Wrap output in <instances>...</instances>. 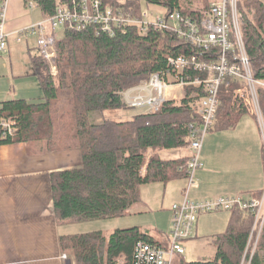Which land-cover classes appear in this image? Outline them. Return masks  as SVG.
Returning <instances> with one entry per match:
<instances>
[{
	"label": "trees",
	"instance_id": "trees-1",
	"mask_svg": "<svg viewBox=\"0 0 264 264\" xmlns=\"http://www.w3.org/2000/svg\"><path fill=\"white\" fill-rule=\"evenodd\" d=\"M35 1L43 17L51 16L57 6V0ZM141 1L196 17L216 0H197L201 4L199 8L193 7L190 0H103L108 5L134 11L140 8ZM238 11L252 77L263 80L264 0H239ZM58 29L60 37L55 35L57 29L51 31L55 38L54 64L58 77L51 78L49 63L40 54L31 56L42 96L37 101L15 98L0 102V115L15 116V130L5 138L0 133V145L22 142L31 155L59 149L80 150V167L50 173L57 221L122 216L140 200L142 185L186 177L190 158L189 124L200 122L189 101L192 94L199 96L203 92L186 86L181 100H167L156 111L138 112L123 120L106 117L104 113L129 109L120 92L164 69L168 56L187 53L190 49L180 38L155 29L139 34L134 27H128L117 30L113 36L95 26L79 31L66 26ZM234 87L228 92L221 89L222 102L215 128L233 125L246 112L231 104ZM258 98L264 123V87L258 88ZM95 115L102 118L94 119ZM183 148L187 149L186 154L162 156L164 151ZM260 195L261 191L249 196ZM229 213L226 229L213 236V256L185 260L183 255H178L173 264H240L244 254L249 264H264V224L258 246L251 253L248 240L255 211L235 206ZM167 233L159 238L140 226L117 228L109 233L95 230L59 236V245L62 252H72L73 264H135L138 241L164 245Z\"/></svg>",
	"mask_w": 264,
	"mask_h": 264
},
{
	"label": "built area",
	"instance_id": "built-area-1",
	"mask_svg": "<svg viewBox=\"0 0 264 264\" xmlns=\"http://www.w3.org/2000/svg\"><path fill=\"white\" fill-rule=\"evenodd\" d=\"M239 0H216L197 13L196 17L184 15L178 10H170L153 18L146 11L112 6L103 0H71L61 4L57 0L54 13L29 27L20 34L37 33L39 54L51 66V78L57 79L54 64L55 38L51 31L66 26L79 31L87 26H95L109 36L117 30L134 27L139 34L149 29L165 31L180 38L189 52L166 58V67L150 74L138 85L120 92L123 102L129 108L146 107L156 111L167 100H181L185 96L184 87L193 86L203 94L191 95L189 106L199 115V123H190V158L186 166L185 185L182 198L171 206V220L168 229V245H157L145 241L136 243L135 264H173L176 256L183 255L182 240L194 235L198 214L216 210H231L235 206L255 211L251 235L256 236L264 224V187L259 198L249 195H217L202 199H191L189 190L194 185L195 171L202 166L200 150L207 133L215 128L217 113L221 106V89L231 90V104L235 109L245 110L257 117L261 127L264 123L258 98V88L264 87L263 80L252 77L250 62L246 54L240 31ZM38 6L35 0L26 1L28 8ZM7 0L0 4V54L7 51L3 25ZM48 25V28H47ZM189 71H195L190 74ZM181 90L179 97L176 93ZM15 116L0 115L1 137H8L15 130ZM264 137V136H263ZM64 260L65 255H62Z\"/></svg>",
	"mask_w": 264,
	"mask_h": 264
},
{
	"label": "crops",
	"instance_id": "crops-1",
	"mask_svg": "<svg viewBox=\"0 0 264 264\" xmlns=\"http://www.w3.org/2000/svg\"><path fill=\"white\" fill-rule=\"evenodd\" d=\"M27 8L24 0H7L3 25L6 41L9 35H15L16 40L20 41V37L25 35L20 31L38 22L32 19L31 11ZM31 67L33 69L32 62ZM9 99L15 98L1 99L0 102ZM263 136L261 124L247 113L241 114L233 125L214 128L207 133L200 150L202 166L195 171L189 197L202 199L217 195H251L262 191ZM80 166L81 154L76 148L31 155L22 142L0 145V264H73L71 258H62L64 252L60 249L59 236L95 230L104 232L103 229H107L104 223H90L103 222V219L57 221L50 173ZM175 199H181L179 193ZM146 207L140 198L125 214L142 213L148 209ZM166 214L170 225L171 208ZM126 227L116 226L105 232ZM142 229L156 237H163L157 235L156 228ZM164 245L168 244L165 242Z\"/></svg>",
	"mask_w": 264,
	"mask_h": 264
},
{
	"label": "rangeland",
	"instance_id": "rangeland-1",
	"mask_svg": "<svg viewBox=\"0 0 264 264\" xmlns=\"http://www.w3.org/2000/svg\"><path fill=\"white\" fill-rule=\"evenodd\" d=\"M190 2L195 8H199L201 5L197 0H190ZM36 7L37 6L34 5L27 9L31 11L32 19L38 20L39 22L43 19V15L41 10ZM140 9L142 12L146 11L149 14V18H153L156 15H162L166 12L165 7L157 4H147L145 1H141ZM58 28L55 35L60 37L61 32ZM20 38L22 39L17 41L15 35H9L7 39V51L0 54V100L5 98H25L28 101H37L42 96L43 91L37 76L34 75L30 61V56L39 54L37 33H25V35ZM48 63L50 62L48 61ZM11 74L15 75V77L12 78ZM7 79H9V82ZM5 91H7L6 94ZM176 95L180 97L182 91L179 90ZM147 110L146 107H135L126 110H110L106 111L104 114L106 117L123 120L127 119L132 114L145 112ZM245 113L251 114L248 112ZM252 116L255 117V115ZM93 118L100 120L102 117L101 115H95ZM255 119H257V117H255ZM186 153L187 149L183 148L179 150L164 151L162 152V156L165 158H172ZM184 185L185 178L170 180L165 184L162 182L144 184L141 186V200L144 202V205L148 207L146 211L142 213H127L112 218H102L103 222L90 223H104L107 228L103 229L104 233H108L105 231L116 226H127L126 228H128L138 224L141 228H156V231L158 232L157 235L161 234L165 237L166 231L170 226L166 212L171 208L173 203L180 201L176 200L175 197L179 193L182 198ZM164 187H166V191H164ZM229 214V210L225 209L198 214L196 234L190 238L182 240L181 242L184 248L183 257L185 260L210 258L213 256L215 251L212 242L213 236L226 229ZM77 225H84V223ZM259 235L256 236L255 233V237H253V235L249 236L248 248L251 253L254 251L255 247L258 246ZM167 241L169 242V239H167ZM62 255L66 256V260L67 258L73 260L71 251H65ZM240 264H249V259L245 254L242 257Z\"/></svg>",
	"mask_w": 264,
	"mask_h": 264
}]
</instances>
